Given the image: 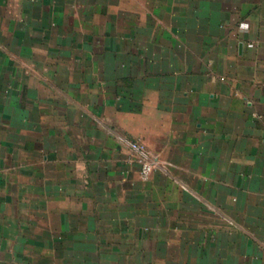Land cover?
<instances>
[{
	"label": "crops",
	"instance_id": "crops-1",
	"mask_svg": "<svg viewBox=\"0 0 264 264\" xmlns=\"http://www.w3.org/2000/svg\"><path fill=\"white\" fill-rule=\"evenodd\" d=\"M0 264H264V0H0Z\"/></svg>",
	"mask_w": 264,
	"mask_h": 264
},
{
	"label": "built area",
	"instance_id": "built-area-1",
	"mask_svg": "<svg viewBox=\"0 0 264 264\" xmlns=\"http://www.w3.org/2000/svg\"><path fill=\"white\" fill-rule=\"evenodd\" d=\"M118 142L127 148L139 167V177L142 181H147L151 175L160 169L159 163L139 140H129L121 136H116Z\"/></svg>",
	"mask_w": 264,
	"mask_h": 264
}]
</instances>
